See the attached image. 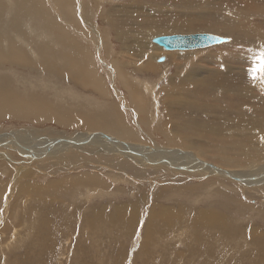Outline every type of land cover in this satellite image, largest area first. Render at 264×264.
<instances>
[{"label": "bare ground", "instance_id": "obj_1", "mask_svg": "<svg viewBox=\"0 0 264 264\" xmlns=\"http://www.w3.org/2000/svg\"><path fill=\"white\" fill-rule=\"evenodd\" d=\"M191 13L196 16L194 11H189L177 20L170 16V21L161 28L170 33H176V31H193L188 34L201 31L212 34L224 32L231 36V41L213 46L206 51L193 52L185 49L182 50L185 52H180L184 56L177 53L169 55L168 60L173 62L168 63L172 64L173 71L167 79L169 87L164 88L163 92L165 99L169 98L167 101L174 103V107L175 104L184 103L177 111L173 108L167 109V112L173 111L185 118V125H181L185 126L182 127L183 133L178 134L170 122L156 120L157 115L154 116L150 98L146 94L149 86L145 84L141 86L140 81L128 77L124 69L127 63H121L114 58L105 33L99 34V31L94 29L90 35L92 37L90 41L94 44L92 45L95 49L94 53L85 47L80 39L74 37L72 32H75L83 41L88 39L84 38L88 29H85L84 25L92 27V24L89 25V17L92 13L90 14L88 6L83 7L81 3L77 6V0H0V116L22 118L33 124L50 122L62 128L73 129L72 135L62 130L61 133L52 131L56 134L51 136L44 135L45 129L39 126L0 132V159H4L1 161L10 167V158L6 156V153H9L8 150H16L24 157L19 161L20 164L45 158L58 165L63 161L72 160L75 156H80L82 152L101 154L102 158L105 156L109 162L113 159L128 160L141 168L153 165L155 168L152 170L156 171L170 172L172 169L182 173L193 171L228 177L234 180L239 188L241 186L245 190L246 188L254 189L263 196L264 8L227 6L223 12L219 13V18L212 17L210 19L214 21L207 24L201 21L202 17L189 16ZM252 16L256 17L254 21ZM172 17L175 16L172 15ZM106 19L110 18L106 17ZM196 19L201 24L195 25ZM110 26L113 27V22ZM156 31V28L144 31L141 33V38ZM118 33L117 38L129 37L128 33L121 31ZM138 42L140 40L134 41L133 45L140 47L141 43ZM103 45L106 56L111 55V67H107V71L115 74L126 92V99L123 101L116 87H113L115 96L113 97L105 79L96 68L95 54H101L99 51H102ZM150 47L153 48L149 45ZM102 62L106 64L104 60ZM11 66L31 73L32 77L26 76L12 80L7 71ZM158 66L163 65L148 62L144 65L145 69L141 68L142 71L147 69L152 72L154 69L159 70ZM239 72L243 74L240 75ZM243 75L248 79H243ZM54 78L60 82L69 81L71 87L76 85L82 89H89L102 100H109V102L95 112H91V109H88L93 102L90 98L89 101L86 100V96L81 99L76 93L63 89V85L56 86L58 83L53 81ZM117 97L121 99V105L131 111V121L127 120V116L121 111ZM78 99L81 101H77ZM193 106L196 110L198 109L196 112L199 116L198 121L192 120V116L189 117ZM152 120L157 121H153L155 122L153 127ZM206 120L211 123L206 125ZM143 125L147 126L149 131L158 133L161 141L169 146L165 148L156 146L150 136L142 137ZM190 131L197 132L196 139H192ZM199 139L207 147L214 146L213 150L218 153L214 158L217 164L200 158L204 153L196 144ZM142 141H151L155 146L142 145ZM5 164H2L3 169L8 170ZM73 167L80 169L81 164L78 163ZM126 168L132 167L127 165ZM29 170L27 167L19 166L18 177H22V174L30 177ZM33 171L36 176L38 171ZM23 179H19L16 186L12 185L17 191L25 192L28 196H30L29 192L32 193L30 196L32 203H38V201L43 204L51 203L55 198L52 192L58 189L59 193L66 198L73 193L69 192L71 187L77 188L80 192L84 190V193L91 192L98 197L104 196L105 191L108 190V181L95 173L71 175L61 181L49 178L42 183L37 181L41 180L39 175L35 180ZM12 181L15 182L16 178L7 176V182ZM7 182L0 184L1 194L8 188ZM239 188L237 190L243 192L244 189ZM77 198H79L78 195ZM94 204L90 205L87 200H84L85 208L83 209V213L89 212L83 216L87 223L85 227L93 231V234H90L93 237L101 235V229L107 228L109 222L118 221L119 225H124L126 228H133L138 224L133 211L126 215L127 211L125 212L126 207L123 203H114V213L110 216L106 214L105 209H110L111 203L108 206L106 204L93 206ZM244 206L248 207L246 204ZM158 209L149 217L155 218L156 223L161 225L174 223L171 218L173 214L171 215L169 211L167 213L161 206ZM221 212L220 208L215 210L201 208L194 223H205L212 230L220 228L221 233L229 234L231 230L227 228L228 224L236 222L235 220L226 222L223 218L225 215H220ZM253 232L257 240L262 238L264 241V230L260 231L256 228ZM90 235L88 234L89 237Z\"/></svg>", "mask_w": 264, "mask_h": 264}, {"label": "rangeland", "instance_id": "obj_2", "mask_svg": "<svg viewBox=\"0 0 264 264\" xmlns=\"http://www.w3.org/2000/svg\"><path fill=\"white\" fill-rule=\"evenodd\" d=\"M80 3L83 7L88 6L90 8V14H92L89 17V25L92 24V27L89 28L88 25L83 24L85 29L88 28L84 36V38H88L87 40L83 41L75 32H72L74 37L80 39L85 47L94 53L95 49L92 46L94 44L90 41L92 38L90 35L94 29L99 31V34L105 33V38L108 46L110 45L109 49H112L114 58L121 63L126 62L128 64L124 66L128 77L140 81L141 86L144 84L149 86L146 94L150 98L149 102L155 113L154 116L157 115L156 120L170 122L178 134L183 133L182 127L185 126L181 125H185V118L173 111L167 112V109L173 108L177 111L182 108L181 105L184 103L175 104L174 107V103L167 101L169 98L165 99L163 89L169 87L167 79L173 71L171 64L173 61L168 60L169 55L177 53L184 56L180 52L185 51H166L168 49L153 43L152 39L162 35L193 32L176 31L174 33L172 31L173 33H170L164 31L161 27H165L170 21V16L177 20L189 11H194L196 16H193L192 13L189 16L202 17L201 21L207 24L214 21L210 18H215V16L219 18V13L223 12L227 6H241V8L249 9L251 7L264 8V0H77V6ZM106 17L110 18L111 21H108L110 19L107 20ZM251 18L254 21L256 17L252 16ZM109 22H113V27L110 26L111 23ZM199 22L196 19L194 23L195 25L201 24ZM151 28H156L157 31L141 38V33ZM120 31L128 33L129 37L127 39L120 36L117 38L116 34H119ZM216 35L224 36L229 41L209 47L187 50L193 52L206 51L213 46L227 44L231 41V36L227 33L220 32ZM136 40H140L138 42L141 43L140 47L133 45ZM148 44L153 48H149ZM100 52L99 55L95 54L96 68L105 79L111 94L113 95V87H116L121 93L122 100L117 97V103L121 111L127 116V120L131 121V111L124 108L120 102V100L126 99V92L119 84L115 74L107 71L109 66L111 67V55L106 56L104 45ZM148 54L150 55L146 56ZM102 60L106 64H103ZM170 61L171 63H168ZM148 62H156L163 66H158L160 69H154L152 72L147 69L142 71V68L145 69V63ZM7 71L12 80L26 76L32 77L31 73L22 71L15 66L9 67ZM239 74L242 75L243 73L239 72ZM242 78L246 79L247 77L243 75ZM53 81L58 83L56 86L63 85V89L76 93L81 99L83 96H86L88 101L91 99L93 102L90 103L91 106L88 105L89 108L87 107L89 110L91 109V112H95L109 102V100H102L89 89H82L76 85L71 87L69 81L62 80L63 82H60L55 78ZM12 86L16 87V85ZM113 97L115 96L113 95ZM77 101L80 102L81 100L78 99ZM197 110L194 106L190 110L189 117L192 116V120L198 121ZM182 111L184 110L182 109ZM156 120H152V122H157ZM215 121L218 124V121ZM155 122L151 124L152 127ZM210 123L209 120H206V125ZM33 126L45 129L46 132L43 134L48 136L56 134L53 132L61 133L62 130L67 134L71 133L70 135L73 133V129L70 127L62 128L50 122L33 124L22 118L0 116V132L17 130L16 128L29 129ZM143 131L142 137L150 136L156 146L163 148L169 146L166 142L161 141V136L158 133L149 131L147 126L143 125ZM190 135L192 139H196L197 132L190 131ZM141 144L155 146L151 141H142ZM196 144L198 149L204 153L200 158L217 164L214 158L218 153L213 150V145L207 147L201 142V139ZM88 151H93V149H88ZM8 152L6 156L10 158V167L1 161L4 159H0V184L7 182V176L15 177L16 181L9 182L11 184L7 182L8 188L2 192L3 195L0 192V196L2 195L0 197V264H264V241L262 238L257 240L254 235L255 232H253V229L256 228L260 231L264 230V195L261 196V193L254 189L246 188V191L244 187L240 186L239 188V185L228 177L194 173L193 171L182 173V171L176 172L172 169H170L171 173L163 170L156 171L152 170L155 168L153 165L141 168V166L128 160L113 159L109 162L105 156L102 158L101 154L94 155L86 152H82L80 156H75L72 160L63 161L58 165L45 158L20 164L19 161L23 160L24 157L16 150H8ZM78 163L81 164L80 169L73 167ZM2 164L7 165L8 170L3 169ZM127 165L132 168H126ZM19 166L30 169V177L23 174L22 177H18ZM33 170L38 171L36 176ZM84 172L99 174L100 177L108 181V190L105 191L104 196L98 197L91 192L84 193V190L80 192L77 188L71 187L69 192L73 193L67 198L62 196L63 194H60L58 189V191L52 192L55 197L52 199L53 203L43 204L41 201L32 203L30 201L32 193L29 192L30 196H28L25 192L17 191L16 187L14 188L12 185H17L16 182L23 178V180H35L38 175L41 180L37 181L42 183L49 178L61 181L71 175L86 174ZM237 187L244 189L243 192H239ZM58 197L61 199L59 200ZM84 200H87L90 205L95 203L93 206L105 204L108 206L111 203L110 209H105L109 216L114 213V203H123L126 207V215L133 211L138 224L136 227L126 228L124 225H119L118 221L116 223L109 222L107 228L101 229V235L93 237L90 235L93 234V231L85 227L87 223L83 215L89 212L83 213ZM159 206L165 208L167 213L169 211L171 215L173 214L171 218H173L174 223L161 225L156 223L155 218L149 217L150 214L159 210ZM91 208L93 210V207ZM201 208H213V210L220 208L222 211L220 215L226 216H223L226 222L235 220V224H228L227 228L229 231L231 230L230 233L225 232L223 234L220 228L212 230L205 223H194Z\"/></svg>", "mask_w": 264, "mask_h": 264}, {"label": "water", "instance_id": "obj_3", "mask_svg": "<svg viewBox=\"0 0 264 264\" xmlns=\"http://www.w3.org/2000/svg\"><path fill=\"white\" fill-rule=\"evenodd\" d=\"M214 37L218 39H214ZM228 38L212 33L176 34L157 36L152 42L168 50H185L208 47L227 41Z\"/></svg>", "mask_w": 264, "mask_h": 264}, {"label": "snow or ice", "instance_id": "obj_4", "mask_svg": "<svg viewBox=\"0 0 264 264\" xmlns=\"http://www.w3.org/2000/svg\"><path fill=\"white\" fill-rule=\"evenodd\" d=\"M214 39H218V38L214 37Z\"/></svg>", "mask_w": 264, "mask_h": 264}]
</instances>
